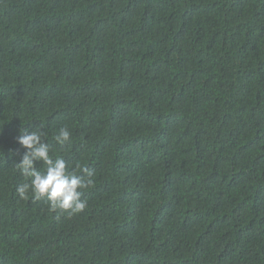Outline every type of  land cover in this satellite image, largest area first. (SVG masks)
Here are the masks:
<instances>
[{
  "label": "trees",
  "instance_id": "trees-1",
  "mask_svg": "<svg viewBox=\"0 0 264 264\" xmlns=\"http://www.w3.org/2000/svg\"><path fill=\"white\" fill-rule=\"evenodd\" d=\"M41 125L74 216L17 195ZM0 264H264V0H0Z\"/></svg>",
  "mask_w": 264,
  "mask_h": 264
},
{
  "label": "clouds",
  "instance_id": "clouds-1",
  "mask_svg": "<svg viewBox=\"0 0 264 264\" xmlns=\"http://www.w3.org/2000/svg\"><path fill=\"white\" fill-rule=\"evenodd\" d=\"M46 137L43 125L31 132L21 129L17 135L16 142L25 151L15 168L27 182L21 183L16 192L21 200L29 196L34 200L45 199L51 210H60L71 217L87 207V201L82 197L85 190L93 185L94 170L79 167L81 174L70 171L64 159H53ZM52 139L64 147L70 144L72 133L67 126H62ZM36 163L42 164L44 170H37Z\"/></svg>",
  "mask_w": 264,
  "mask_h": 264
}]
</instances>
